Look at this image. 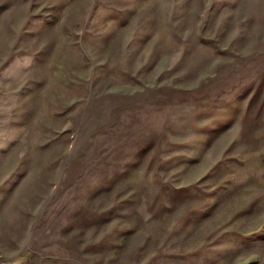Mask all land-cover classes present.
Masks as SVG:
<instances>
[{"label": "rangeland", "instance_id": "1", "mask_svg": "<svg viewBox=\"0 0 264 264\" xmlns=\"http://www.w3.org/2000/svg\"><path fill=\"white\" fill-rule=\"evenodd\" d=\"M2 232L30 264H264V0H0Z\"/></svg>", "mask_w": 264, "mask_h": 264}, {"label": "crops", "instance_id": "2", "mask_svg": "<svg viewBox=\"0 0 264 264\" xmlns=\"http://www.w3.org/2000/svg\"><path fill=\"white\" fill-rule=\"evenodd\" d=\"M4 224V223H3ZM4 230V229H3ZM2 230V231H3ZM10 246L11 244V237L8 235L6 237V234L2 232V237L0 239V246ZM31 257L28 252L27 248V240L23 241V247L20 248L17 251L14 252H4L3 250H0V264H30Z\"/></svg>", "mask_w": 264, "mask_h": 264}]
</instances>
